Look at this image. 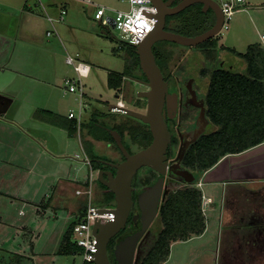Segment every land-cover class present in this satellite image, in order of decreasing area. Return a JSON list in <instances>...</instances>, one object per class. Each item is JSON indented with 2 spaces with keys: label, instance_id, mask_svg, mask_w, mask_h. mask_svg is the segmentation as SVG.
Masks as SVG:
<instances>
[{
  "label": "crops",
  "instance_id": "0c3cea01",
  "mask_svg": "<svg viewBox=\"0 0 264 264\" xmlns=\"http://www.w3.org/2000/svg\"><path fill=\"white\" fill-rule=\"evenodd\" d=\"M244 1V6L236 13L249 14L251 12L256 23L264 28V1ZM59 4L66 5L67 3L61 0H50L46 4L42 2L40 8L44 12L45 23L47 16L57 15L53 13L58 11ZM31 5H35L33 0H0V76H3V81L0 82V224H8L11 227V213L15 214L13 205L19 203L21 207H29L32 210L26 213L19 208L17 216H28L30 213L29 215H33L37 222H39L37 218H43L52 212L54 218L58 217L65 223L63 225L64 236L68 229H71L72 222L82 215L83 210L85 211L86 195H77L75 192L78 189H85L88 179L80 181L69 176L64 165L49 166L54 163L51 160L55 157L52 153L62 148L65 149L69 142L74 141L73 137L80 133L81 136L79 135L80 139L77 142L83 150L84 157L86 156L89 160L91 157H96L100 164L102 160L107 162L114 160L113 153L109 150L110 143H106L107 152H101L104 154L95 152L104 141L95 140L90 136L92 130L90 124L93 123L94 114L85 122L84 117L81 118V123L85 127L72 130L75 120L69 119L68 114L64 117L53 110L50 95L57 90L56 82L61 79L62 74L59 68H62L65 63L64 56L61 55V48L64 45L56 25L52 36L45 35L52 27L48 22L43 30H40V24L34 22L31 17ZM237 20L242 21V16ZM238 21H235L236 26ZM43 34L45 37L42 36ZM249 41L246 42L247 46L253 43L264 46V40L262 41L257 36L253 40L250 38ZM227 48L243 53L236 50L234 43L225 49L230 53ZM240 67V71L245 70L244 64ZM127 81L128 77L122 79L120 90L127 84ZM133 83L139 84L140 87L144 86L135 81ZM85 86L84 83V98H88V103L92 100L90 105L95 103L91 109L99 110L101 108L99 104L107 107L109 103H113L103 98H91L86 94ZM126 88L127 92L131 93L133 87L126 86ZM108 90L113 91L115 96H119L118 102L121 104L126 102L123 97L124 92L119 91L116 94V91ZM141 90L143 89H139ZM38 94L41 95L37 96ZM80 129L86 131V137L82 135ZM62 130L66 132L67 139L70 140L59 147V138H64L59 132L64 133ZM93 171L98 173L99 169L92 170V174ZM33 180L36 182L32 183ZM247 180H264V143L247 153L224 157L204 173L202 198L210 197L213 200L211 206L214 205L216 199L215 206L207 209L210 215L206 212V220L217 217L225 183ZM95 185L96 182H93L92 192ZM92 199L94 201V192ZM36 228L33 231L37 232L39 228ZM7 232L10 234L9 231ZM30 240L31 247H34L32 238ZM11 249L12 251L5 250L15 255H25L20 248ZM36 253L37 255L32 252L27 258L33 263L45 264L41 256L42 251Z\"/></svg>",
  "mask_w": 264,
  "mask_h": 264
},
{
  "label": "rangeland",
  "instance_id": "374dc122",
  "mask_svg": "<svg viewBox=\"0 0 264 264\" xmlns=\"http://www.w3.org/2000/svg\"><path fill=\"white\" fill-rule=\"evenodd\" d=\"M49 1L50 0H43L42 2L43 4H46ZM61 1H65L67 3L66 5L59 4L58 6V11L61 7L65 8L67 11L64 22L56 24V27L59 29L60 38L64 45V47L61 48V55L63 54V60L65 62L67 52L72 56L78 54L76 59L86 62L90 66L91 73L84 79L86 94L93 99L103 98L115 103L116 99L113 91L108 90L106 87V76L109 71L124 72L128 77V81L122 90H120V92H124L123 97L126 100L123 105L134 111L140 112L135 108L138 103L141 102V100H138L137 98V93L139 92V89L145 90V87H140L139 84L133 83L132 79L142 80L141 71L139 67L131 66V53L129 52L128 45L119 39L121 35L119 30L115 27L112 28L109 25L100 26L98 25V20L94 19V13L97 10V6L104 7L106 9L103 15L104 19H113L116 11L128 10V4L125 0ZM89 1L91 3H89ZM33 2L35 5H31V17L34 19V22L40 24V30H43V27L46 26L47 23H45L43 19L44 12L35 0H33ZM58 11L56 12L55 10L56 13L53 14H58ZM240 16H242V21L237 20ZM235 21H238V27L235 25ZM256 22L257 21L254 19L251 12H249V14L235 13L229 22V29L213 37L216 38V53L214 54V58L220 61V63H218L219 68L232 70L234 72H243L240 71V66L242 64L245 66V62L238 56L228 53L225 49L234 43L237 48L236 50L245 52L247 48L246 42H248L250 38L253 40V38L257 36L261 39V35L264 33V28L259 26ZM45 35L43 34L42 36L45 37ZM56 38L58 40V37ZM163 43V45L166 46L165 49L172 52L171 60L168 63V71L170 70V73H173L176 70H182L180 67L183 65V68L187 70V75L191 77L193 76L196 79L195 82L199 93L204 95L209 78L201 76L200 71L203 68L210 69L213 56H206V54L202 52V48L199 45L194 47H184L170 42ZM156 45H160V42H157ZM262 48L264 50V46ZM230 65L233 68L229 67ZM59 69L62 74L60 75L61 79L56 82L57 90L54 91L53 95H50L51 103H53L54 106L53 110L58 115L66 117L69 111H72L75 116L78 117L79 107L81 106V118L84 117V122L88 121L90 116L94 114V118H97L99 123L103 122L108 125H112L113 123L120 126L124 125L126 122L124 115L120 116L116 113H109L107 107L101 104H99V107H101L99 110L91 109L95 104L93 103L90 105L92 100L88 103V98H84L83 96V98L80 99L78 91L72 93L65 90L62 80L65 78L73 80L76 75L73 67L66 63H64V66L62 65V68ZM2 81L3 76H0V82L2 83ZM126 86L130 88L131 86L133 87L131 93L127 92ZM40 95L38 94L37 96ZM133 123L135 124L136 122H131V124ZM215 129L216 126L209 124L207 126L206 133H210ZM62 131L65 134L59 131L64 136L62 139L59 138V147H62L65 142H68L67 140H70L67 139L68 137L66 132L64 130ZM92 132H94L95 135L101 133L95 129L94 131L92 130ZM82 133V135L86 137V131L84 130ZM79 135L80 133H77V135L73 137L74 141L69 142V145H66L65 149L62 148L55 151V153H52L55 156L54 159H51L54 163H51L53 165L49 164V166L57 167L64 165V168L69 176H73L80 181H84L88 179L89 169L83 162L84 153L83 150L80 149L77 142V140L80 139ZM124 136L126 144L132 152H136L141 149V146L138 143L133 142L127 133H124ZM109 146V150L113 153V162L121 161L118 150L115 149L113 144H110ZM107 150L108 148H106V142H104L100 145V148H98L99 152L96 150L95 152L104 154ZM76 155H78V158L75 157ZM92 176L93 179H95L94 182H96L93 190L94 201H97L100 199L102 190L97 184L98 173L93 171ZM35 182L36 181L33 180L32 183ZM215 204L216 199L214 200V205ZM207 206L208 204L204 206V209H206ZM13 208L15 209V214L11 213V227H9L8 224H0V264H38L33 263L31 259L27 258L28 256H31L32 252L37 255L36 252L38 251H42L41 256L43 257L45 264H63L64 262L67 264L81 263V256H64L57 252L63 239V225L65 224L61 221V219L58 217L54 218L52 212H49L47 216L37 218L39 219V222H37L35 221L36 218H34L33 215H29L30 213L28 216H17L19 208L22 212L28 213L32 210L29 207H21L19 203H14ZM207 214L210 215V212H207ZM137 215L139 216L140 213L138 212ZM138 218L139 217H137V219ZM213 219L214 218H208V220H206L208 227L207 232L200 237H195L185 242L172 243L169 256L163 264H219L220 259L216 250L217 239L214 237L215 233L212 230L213 228L210 222ZM139 227L140 222L138 219L135 223H131L127 229L135 230ZM35 228L38 229L37 232L33 231ZM160 229L161 224L159 219H154L149 228V232L145 235L139 245L136 253V263L141 261L146 251L153 245L156 235ZM31 230L32 232H30ZM7 231H9L10 234ZM6 232L7 235H5ZM11 236L13 237L12 239ZM31 238L35 245L34 247H31ZM11 248H20L22 253H25V255H15L6 251H12Z\"/></svg>",
  "mask_w": 264,
  "mask_h": 264
},
{
  "label": "trees",
  "instance_id": "16d2710c",
  "mask_svg": "<svg viewBox=\"0 0 264 264\" xmlns=\"http://www.w3.org/2000/svg\"><path fill=\"white\" fill-rule=\"evenodd\" d=\"M214 21L215 16L211 10L203 13L200 5H194L191 12H186L181 16L176 33L184 36H195L211 28ZM163 44L160 42V45L153 46L156 63L161 69L167 68L172 57V52L165 49L166 46ZM199 46L206 56H213L212 59H215L216 38H211ZM128 47L131 53V66L139 67L138 56L134 48L130 45ZM227 50L245 62V72L239 74L223 70L212 75L208 94V113L216 126V130L203 136L186 155V163L196 165L200 173L214 166L227 154L239 153L264 142V50L257 43L248 45L243 53H238L229 48ZM141 76L145 79L142 73ZM124 77H127L124 72L109 71L106 86L118 94ZM124 118L126 122L123 126L114 123L112 125L99 123L97 118H92L93 123L90 124L92 130L95 129L101 133L95 135L91 130L90 136L95 140L113 144L118 150L111 135L105 129L108 128L117 131L121 137L127 133L131 140L138 143L141 148L149 145L151 135L147 126L130 117L124 116ZM133 121L136 123L131 124ZM73 122L72 130H76V122ZM82 127L85 125L81 123L80 128ZM98 160L96 157L90 158L92 170L102 168ZM136 180L137 177L135 176L132 187L138 185ZM97 184L102 193L99 200L93 201L94 205L114 207L112 192L98 181ZM133 199H135L134 193ZM201 208L202 194L197 189L185 187L167 195L158 210L161 229L140 264H163L169 256L172 243L184 242L200 236L205 230V217ZM83 212L84 210L81 214ZM128 221H130V217ZM76 222L77 220L72 222L71 229H68L64 234L60 243L58 252L64 256H74L80 253V249L72 240V227ZM124 235L125 232L122 230L112 238L107 250L115 248Z\"/></svg>",
  "mask_w": 264,
  "mask_h": 264
},
{
  "label": "flooded vegetation",
  "instance_id": "af4514ba",
  "mask_svg": "<svg viewBox=\"0 0 264 264\" xmlns=\"http://www.w3.org/2000/svg\"><path fill=\"white\" fill-rule=\"evenodd\" d=\"M163 1L167 2L169 0ZM180 1L181 0H171L168 8L174 7ZM194 5H200L202 11L201 4ZM194 5L185 8L177 14L166 16L164 30L176 33L177 26L179 24V21L181 20V16L186 12H191L194 8ZM208 11L210 10L202 12L207 13ZM155 14L156 9L153 15ZM156 50H158V48H156ZM218 63L219 60L213 59L210 64V69L203 68L200 71L201 76L209 78L207 89L204 95L199 93L195 82L196 79L193 76L191 77L187 75V70L183 68V65L182 67H180L182 70H176L173 73H170V70L168 71V66L167 68L162 69L159 67L164 80L168 84V93L175 94L177 101L174 113H168L165 105L162 110L163 120L166 123L167 129L170 133V142L166 151L167 168L165 174L160 175L149 167H142L135 175L137 177L136 181H138V185H133L132 187L133 206L129 214L130 221L127 220L126 226L124 228V236L131 234L140 228L139 227L135 230L127 229L131 223H135L139 219L135 217L139 212L137 207V196L140 193L154 186L160 179H162L163 191L159 207L161 206L164 198L167 195L181 188L191 187L197 189L202 194V176L213 166L205 170L203 173H200L199 170L196 168V165L186 163V155L188 151H190V149L203 136L209 135L216 130L215 129L210 133H206V129L209 124L215 126V124L211 121L208 113V94L212 75L215 72L223 70L239 74L245 72H234L232 70L221 69L218 67ZM139 81H145V79ZM140 100L141 102L135 108L140 112H145L146 102L144 99ZM117 102L118 99H116L115 103ZM146 126L147 130L149 131L148 125ZM122 143L124 144L129 154L134 153L127 146L124 135L122 137ZM257 146H253L239 153L227 154L222 158L247 153L250 150L256 148ZM118 152L122 161V158L124 159V157L120 151ZM102 162L107 161L102 160ZM110 163H118V161ZM101 165L102 168L99 170H109L114 174V169L110 168L104 163H101ZM133 193L135 199H133ZM208 199L209 201L207 202L208 206L206 210L204 209L203 212L201 208V211L205 217V230L201 235L205 234L208 229L206 224L207 209H210V207L215 206H211L213 200L211 198ZM155 219H159L158 213ZM210 222L213 228L212 230L215 233L214 237H216L217 239L216 250L220 259L219 264H264V180H247L243 182L225 183L222 190V196L218 205V215ZM141 241L138 244L136 253L138 251ZM108 244H110V242ZM150 248L146 251L142 259L146 256ZM114 249L115 248H109L107 250L108 258L111 264H116L113 253ZM135 260L134 264H140L141 261L139 263H136Z\"/></svg>",
  "mask_w": 264,
  "mask_h": 264
},
{
  "label": "water",
  "instance_id": "95a60500",
  "mask_svg": "<svg viewBox=\"0 0 264 264\" xmlns=\"http://www.w3.org/2000/svg\"><path fill=\"white\" fill-rule=\"evenodd\" d=\"M149 1L156 9V14L150 15L155 23L146 38L134 48L145 81L132 79L146 87L145 90L137 93V98L144 99L146 102L145 112L134 111L118 103H109L107 110L110 113H118L148 125L151 142L147 147L129 154L122 143L120 134L115 130L105 128L124 159L118 163L101 161L114 169V174L109 170L98 171L97 181L114 195V207L101 210L112 213L113 218L111 220L105 223L95 222L92 226L96 247L94 264H111L107 246L110 240L124 230L126 226L133 206L132 181L137 172L142 167H149L160 175H164L166 172V151L170 142V133L163 120L162 110L165 105L168 113H174L177 101L175 94L168 93V84L156 63L153 46L157 42H170L184 47L198 46L217 36L223 23L221 9L215 0H181L171 8H168L171 0L167 2L163 0ZM194 4H201L203 12L207 10L213 12L215 21L211 28L195 36H184L164 30L166 16L177 14ZM107 21L109 26L115 27L112 18H107ZM98 25L102 26L100 21ZM119 39L125 42L127 37L121 35ZM115 99H119V96L116 95ZM162 191V179H160L154 186L137 196V207L140 215L135 217H139L140 228L124 236L117 243L113 252L116 264H134L138 244L149 232L148 229L158 213Z\"/></svg>",
  "mask_w": 264,
  "mask_h": 264
},
{
  "label": "built area",
  "instance_id": "2783aa9c",
  "mask_svg": "<svg viewBox=\"0 0 264 264\" xmlns=\"http://www.w3.org/2000/svg\"><path fill=\"white\" fill-rule=\"evenodd\" d=\"M43 0H36V2L41 5ZM222 12L223 23L220 29V33L229 29V22L233 15L240 11L244 6V0H215ZM128 4V10L116 11L115 17L113 18L115 23V28L119 30L121 35L127 37L125 43L135 48L139 45L146 36L151 32L153 25L155 23L153 15L155 9L149 0H125ZM89 3H91L89 1ZM105 8L97 6V10L94 13V19L101 22V25H108L107 18L104 19L103 15L105 13ZM154 10V11H153ZM67 11L65 8L61 7L58 11L56 17L47 16V22L52 26L49 31L46 32L47 36H52L54 34V26L59 23H63ZM147 21L151 23L150 28H144L140 21ZM154 22V23H153ZM120 35V36H121ZM261 39L264 40V34L261 35ZM78 54L72 56L67 54L65 56V63L72 66L75 79L71 80L69 78L63 79L64 89L68 92L75 93L78 91V96L80 99L84 96V79L88 77L90 73V66L86 63L77 60ZM120 105L121 102H117ZM81 105V103H80ZM81 107V106H80ZM79 107L78 117L70 111L68 113V118L73 119L76 122L77 128L79 129L81 125V108ZM78 158V155L75 156ZM83 162L89 167L90 173L87 181V186L85 189H78L75 193L77 195H86V208L81 216L78 217L77 222L72 227V240L76 247L80 249V253L76 256H81L80 264H94L95 260V240L92 234V226L95 222L105 223L113 218L112 213L102 212V209H112L113 207H98L94 205L92 199V186L94 179L92 177V168L89 159L85 156ZM209 201L208 198H202V211L204 212V206ZM75 256V257H76ZM67 264V263H65Z\"/></svg>",
  "mask_w": 264,
  "mask_h": 264
},
{
  "label": "clouds",
  "instance_id": "9594fccd",
  "mask_svg": "<svg viewBox=\"0 0 264 264\" xmlns=\"http://www.w3.org/2000/svg\"><path fill=\"white\" fill-rule=\"evenodd\" d=\"M140 23L143 25L144 28H150L152 26L151 23H148L147 21L141 20Z\"/></svg>",
  "mask_w": 264,
  "mask_h": 264
}]
</instances>
